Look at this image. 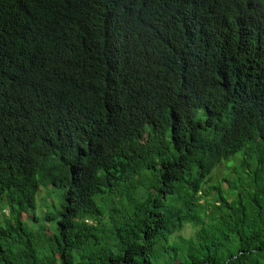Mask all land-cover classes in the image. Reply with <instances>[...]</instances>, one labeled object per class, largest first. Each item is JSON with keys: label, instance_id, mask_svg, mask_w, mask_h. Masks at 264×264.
I'll return each mask as SVG.
<instances>
[{"label": "trees", "instance_id": "16d2710c", "mask_svg": "<svg viewBox=\"0 0 264 264\" xmlns=\"http://www.w3.org/2000/svg\"><path fill=\"white\" fill-rule=\"evenodd\" d=\"M0 264H264V0H0Z\"/></svg>", "mask_w": 264, "mask_h": 264}, {"label": "rangeland", "instance_id": "374dc122", "mask_svg": "<svg viewBox=\"0 0 264 264\" xmlns=\"http://www.w3.org/2000/svg\"><path fill=\"white\" fill-rule=\"evenodd\" d=\"M216 171V172H215ZM213 179L212 181L205 186V189H207L210 185H217V182H220V187L223 188V190L225 191V193L227 194V183H225L223 180L225 178H228L230 181H232V179L234 178L235 174L232 173V168H228L226 165H222L221 167L216 168L213 173ZM234 180V179H233ZM46 194V191H41V193L39 194V197L43 196ZM214 198V191L212 193H210L207 197V199L209 201H212ZM38 199V198H37ZM51 201V199H50ZM193 227L190 226V225H187L185 227V229L181 232V234L184 236V237H189L192 233H193Z\"/></svg>", "mask_w": 264, "mask_h": 264}, {"label": "clouds", "instance_id": "9594fccd", "mask_svg": "<svg viewBox=\"0 0 264 264\" xmlns=\"http://www.w3.org/2000/svg\"><path fill=\"white\" fill-rule=\"evenodd\" d=\"M87 4H88V3H87ZM86 6H87V5H86ZM68 46H70V45H69L68 43H66V42H60V43H58V49H59V52H60V54L63 55L64 58H67V59L73 60V59H74L73 54H71V55H69V56H65V55L62 53V49H63V48H66V47H68Z\"/></svg>", "mask_w": 264, "mask_h": 264}]
</instances>
